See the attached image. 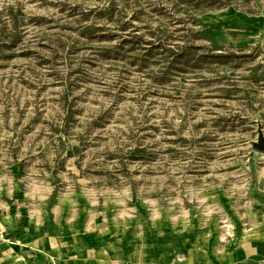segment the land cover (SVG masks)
Masks as SVG:
<instances>
[{
	"label": "rangeland",
	"instance_id": "1",
	"mask_svg": "<svg viewBox=\"0 0 264 264\" xmlns=\"http://www.w3.org/2000/svg\"><path fill=\"white\" fill-rule=\"evenodd\" d=\"M177 1L0 0V264L264 248V0Z\"/></svg>",
	"mask_w": 264,
	"mask_h": 264
},
{
	"label": "crops",
	"instance_id": "2",
	"mask_svg": "<svg viewBox=\"0 0 264 264\" xmlns=\"http://www.w3.org/2000/svg\"><path fill=\"white\" fill-rule=\"evenodd\" d=\"M0 221L3 223L5 229H6V233L7 236L9 238L8 242H3L0 244V248H6L14 250V249H19L20 247L22 248L23 245L21 242L19 241H10V239H12L13 237L10 235V228L7 224H5V222H3L2 218L0 217ZM261 246V245H260ZM233 262L231 264H236L234 263L235 261H237V264H240L241 262L245 261L242 264H264V248L260 247V250L257 251L256 253H252L247 255L246 257H231V259Z\"/></svg>",
	"mask_w": 264,
	"mask_h": 264
},
{
	"label": "water",
	"instance_id": "3",
	"mask_svg": "<svg viewBox=\"0 0 264 264\" xmlns=\"http://www.w3.org/2000/svg\"><path fill=\"white\" fill-rule=\"evenodd\" d=\"M257 134V140L252 143V147L256 151L264 152V132L260 125L258 126Z\"/></svg>",
	"mask_w": 264,
	"mask_h": 264
},
{
	"label": "built area",
	"instance_id": "4",
	"mask_svg": "<svg viewBox=\"0 0 264 264\" xmlns=\"http://www.w3.org/2000/svg\"><path fill=\"white\" fill-rule=\"evenodd\" d=\"M9 238L6 233V229L3 225V223L0 221V244L3 242H8Z\"/></svg>",
	"mask_w": 264,
	"mask_h": 264
},
{
	"label": "trees",
	"instance_id": "5",
	"mask_svg": "<svg viewBox=\"0 0 264 264\" xmlns=\"http://www.w3.org/2000/svg\"><path fill=\"white\" fill-rule=\"evenodd\" d=\"M230 0H225V1H223V2H221V4L223 5V6H226V5H229L230 4ZM188 6V0H180V1H177V4L175 5V6ZM176 8V7H175Z\"/></svg>",
	"mask_w": 264,
	"mask_h": 264
}]
</instances>
